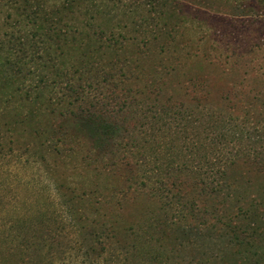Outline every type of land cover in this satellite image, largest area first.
I'll use <instances>...</instances> for the list:
<instances>
[{
  "label": "rangeland",
  "instance_id": "rangeland-1",
  "mask_svg": "<svg viewBox=\"0 0 264 264\" xmlns=\"http://www.w3.org/2000/svg\"><path fill=\"white\" fill-rule=\"evenodd\" d=\"M54 1L61 0H28L26 11L40 15ZM23 2L0 0V45L8 33L24 37L13 42L15 57H23L9 72L27 76L31 96L41 74L58 90L62 56L69 66L79 58L54 47L43 52L33 17L14 13ZM86 5L91 26L99 21L118 38L116 53L105 47L87 66L100 67V79L108 71L123 80L114 101L128 133L98 150L106 141L93 142L50 106L38 123L1 127L0 264H264V220L245 230L214 221L203 227L179 202L223 200L197 189L215 179L224 159L231 163L226 180L264 200V188L253 187L262 183L255 159L264 158V0H85L81 9ZM48 55L55 63L49 70L42 66ZM199 83L200 98L190 97ZM21 101L16 95L12 104ZM161 181L180 192L161 198ZM95 200L107 216L90 209ZM84 215L115 220L110 242L129 240L130 254L101 249L86 235L98 223Z\"/></svg>",
  "mask_w": 264,
  "mask_h": 264
},
{
  "label": "trees",
  "instance_id": "trees-1",
  "mask_svg": "<svg viewBox=\"0 0 264 264\" xmlns=\"http://www.w3.org/2000/svg\"><path fill=\"white\" fill-rule=\"evenodd\" d=\"M22 1H24L23 6H20L18 3L19 6L14 8L15 15H22L21 12L27 9V7H25L26 4L31 7L28 0ZM84 2L85 0H61L60 2L54 1V4H42L40 15L31 8L29 12L26 11L28 17H33V24L37 27L34 31L35 35L45 37L43 43L46 44L41 49L43 52L48 54V50L54 47V50L58 51L59 56L65 55V53H74L77 55V58H79L72 64L70 63L69 66L67 63H64L62 56V63L59 64L55 71L62 73L65 80L63 86H60L58 90H55L57 86L55 79L52 80L55 82L51 85L46 83V74L40 75V87L33 92L36 94L31 96L27 88V91L24 90V81L27 76L23 77V75H20L21 78L20 76H14L15 74L11 75L9 72L14 63H17L16 61H20L23 57H15V45L13 42L18 41L20 43L18 40L19 37H24L21 33L18 34L20 36L12 32L6 34L7 37L0 45V105L2 107L0 108V129L3 126H7L6 129H8L9 123H22L24 126L25 124L30 125L31 122L38 123L40 120L39 118L45 112V108L50 106V112H54L56 116L73 118L77 123V128L83 132L85 131L93 142H98L99 140L106 141L102 145L98 143L95 144L98 150L103 149L105 144L114 141L118 137H124L128 133V128L120 116L124 110L120 108L119 103H115L114 101V99L118 97V92L120 91L119 84L123 80H121L119 76H114V72L108 71H106L104 76L100 79L99 76H101L100 73H102V70L100 71L101 68H97V66L91 63L87 66L89 60L91 61L94 59L97 52L102 53L105 47L116 53L117 48H114V46L117 45L118 38L114 37L113 34L115 31L112 27L103 28L99 21L91 26V23L88 22L84 16L89 12V7L86 5L81 9ZM11 15L10 13L9 16ZM82 21H84V23ZM38 28L40 29L39 31ZM161 29L160 26L155 28L153 36ZM106 32L109 36L102 41L103 35H105ZM110 38H112V40ZM124 38H126V36ZM50 41L54 42V46H52L53 44H51ZM18 49L20 51L21 48L19 47ZM51 59L52 57L48 55V57L42 61V66L46 67L48 70L55 67V63L52 65L49 64ZM89 66L96 68L97 78L91 79V77L87 75L90 68ZM104 84H107L106 88H103ZM199 86H201L200 83L198 87L194 89L193 95L190 97L200 98L199 95L201 94L197 93L200 91ZM27 87H29V89L34 88L32 84L27 85ZM41 87H44V89L41 90ZM57 92L61 94L56 97L54 95ZM16 95H18L22 100L21 102L24 103L13 105L12 103ZM65 101L66 103L64 104ZM30 102L37 103V105L25 108L24 105ZM10 103L12 107L7 108ZM61 105L62 108L60 107ZM33 132L38 136L43 133V131L35 130V128ZM57 150V152H59L60 149ZM255 162L257 163V171H260L258 180L262 178V183H257L253 187L254 189L264 188V158L258 157V159H255ZM228 164L231 163L226 164L224 159L222 169H218L215 179L212 181L200 182L197 189V191H206L213 196L222 194L224 195L223 200L221 199L218 203L209 206L204 205L203 201H201L202 205H198L193 199L179 202L189 211L190 215H195L200 220L203 227L205 225H211L209 222L212 221L221 225L232 226L236 229L243 228L244 230L247 227L250 228V224H261L264 220V200L258 198L256 191L249 193L247 190L241 189L240 186H234L231 182L227 181L226 168L229 166ZM160 183L161 186H159L158 190L161 198L168 194L174 195L180 192L179 190H172L173 186L166 187L168 186L166 181H161ZM238 188L240 191H238ZM122 191L125 192V190ZM92 192H95V196L96 189ZM223 192H225V194H223ZM241 194V198L235 196ZM86 200L89 199L86 198L85 201ZM88 204L92 211L102 214V217L104 214L107 216L102 210L105 205H100L101 203L99 201H89ZM80 207H82V205ZM80 207L78 206V208ZM79 217L80 219L88 218L86 215H84V217ZM87 221L88 223H98L96 230H91L86 235L90 237L92 241L96 242L101 249L128 252L130 254L133 244L129 242V240L121 242L122 239L117 238L118 243H116V241L114 244L110 242L111 236L115 235L116 232L113 226L115 220L108 221L102 220V218L93 219L92 217L87 219ZM83 237H85V235ZM21 239L23 242H27V237ZM92 243L86 248L94 252L96 246ZM208 262L209 261H206L207 264ZM198 264L201 263L199 262ZM250 264H254V262Z\"/></svg>",
  "mask_w": 264,
  "mask_h": 264
}]
</instances>
